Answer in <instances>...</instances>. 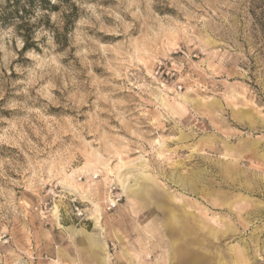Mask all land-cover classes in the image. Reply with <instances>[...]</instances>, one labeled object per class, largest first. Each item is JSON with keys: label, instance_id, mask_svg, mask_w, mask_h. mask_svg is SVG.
<instances>
[{"label": "rangeland", "instance_id": "1", "mask_svg": "<svg viewBox=\"0 0 264 264\" xmlns=\"http://www.w3.org/2000/svg\"><path fill=\"white\" fill-rule=\"evenodd\" d=\"M50 2L0 23V264H264V0Z\"/></svg>", "mask_w": 264, "mask_h": 264}, {"label": "trees", "instance_id": "2", "mask_svg": "<svg viewBox=\"0 0 264 264\" xmlns=\"http://www.w3.org/2000/svg\"><path fill=\"white\" fill-rule=\"evenodd\" d=\"M51 0H4L0 6V23L15 22L19 33L24 38L23 49H28L31 43H28L31 37V27L29 18L36 15L38 8L42 10L53 9L56 5ZM56 1V0H55ZM60 3L69 0H57Z\"/></svg>", "mask_w": 264, "mask_h": 264}, {"label": "bare ground", "instance_id": "3", "mask_svg": "<svg viewBox=\"0 0 264 264\" xmlns=\"http://www.w3.org/2000/svg\"><path fill=\"white\" fill-rule=\"evenodd\" d=\"M97 223H98V219L95 221V224L97 225ZM97 243V242H96ZM107 261V260H106ZM104 263V262H103Z\"/></svg>", "mask_w": 264, "mask_h": 264}]
</instances>
